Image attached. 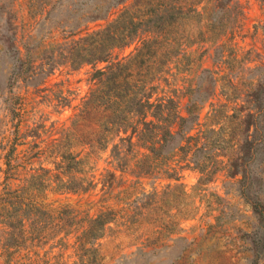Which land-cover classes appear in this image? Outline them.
<instances>
[{
  "label": "rangeland",
  "instance_id": "rangeland-1",
  "mask_svg": "<svg viewBox=\"0 0 264 264\" xmlns=\"http://www.w3.org/2000/svg\"><path fill=\"white\" fill-rule=\"evenodd\" d=\"M144 9L142 0H0V264H254L255 252L262 261L254 206L264 207V0L222 2L218 33H203L190 11L142 64H128L129 80L146 77L149 99L167 102L156 114H183L189 94L200 102L188 165L193 145L152 153L136 135L103 129L107 110L86 100L100 85L95 69L117 68L152 32L113 47L108 60L68 59L73 39ZM6 36L21 57L53 68L11 80L17 59ZM165 120L147 113L135 123ZM64 150L76 160L66 175ZM76 179L87 187H64ZM10 204L16 213L3 217ZM102 211L107 220L91 236Z\"/></svg>",
  "mask_w": 264,
  "mask_h": 264
},
{
  "label": "trees",
  "instance_id": "trees-1",
  "mask_svg": "<svg viewBox=\"0 0 264 264\" xmlns=\"http://www.w3.org/2000/svg\"><path fill=\"white\" fill-rule=\"evenodd\" d=\"M123 0H111L112 3H118ZM145 3V9L141 14H126L125 12L118 14L113 20L109 21L104 27L98 29L90 34L80 37L79 39H73V45L69 50L68 56L70 64L78 65L82 62H96L101 60H108L110 57L111 49L115 46L123 45L138 34V32H152V37L142 38L140 45L136 51L131 55L128 60L119 63L117 68H112L111 64H107L106 67L96 68L95 72L99 74L97 80L100 85L95 86L88 92L86 97L87 101H91L96 106L103 107L107 110L104 114V119L100 122L103 125V129L111 130V132L117 135L119 132L124 133L120 136V139H131L132 135H136V139L142 142L152 153H163L164 151H171L174 147H182L187 142L188 148L193 145L194 148L190 150V153L185 165L190 162H194L193 151L197 144L196 134L190 133L194 124L197 123L198 110L200 102L195 100L191 94L187 96V100L184 107L183 114H177L171 112L166 108V112L161 116L159 112L156 114L154 110L155 106H167V102L152 101L150 96L153 91V84L146 83V77H136L133 80H129L128 64L133 61L142 64L147 57L152 53V43L158 40L157 36L162 32H168L171 26L179 23L183 17H187L189 12L198 15V26L203 28V33H209L223 30L222 22H219L215 17V13L218 8H222L223 4L228 0H219L218 5L210 6V4H204L207 0H142ZM103 9L106 10L110 4L106 2ZM241 12V10H240ZM79 40V41H78ZM159 41V40H158ZM4 50L12 49V56H15L17 63L13 64L10 68L9 77L11 80L15 77H19L22 81H31L35 75H42L53 68L54 62H49L45 68L41 63L33 65L27 54L22 57L18 52V48L14 47L13 41L8 36L4 37ZM34 74V76H33ZM201 99V100H200ZM200 101L203 98H199ZM171 101V100H169ZM150 109V110H147ZM81 113L78 109L74 116ZM150 114L155 118L166 119V124H156V127H144L136 124L137 119H144L146 114ZM165 120V121H166ZM143 123H147L150 120H143ZM101 129V130H103ZM126 131H128L126 133ZM152 138V139H151ZM205 138V135L203 136ZM198 139V138H197ZM148 141V142H145ZM151 141H156V145H151ZM146 143V144H145ZM207 141L200 142V146L205 147ZM115 144H112L111 150L113 151ZM60 155L67 158L66 162H63V167L66 172L71 171V165L76 162L74 154L69 150H64ZM200 170L202 166L197 164ZM63 172V170H62ZM176 175V174H175ZM69 178H74L69 173ZM177 176V175H176ZM77 184L75 186H66L67 189H85L87 186L83 185V181L76 179ZM75 182V183H76ZM10 203H13L10 202ZM20 201H15V204ZM27 204V202H24ZM11 210L4 209L6 214L3 217L11 216L16 213V205L10 204ZM255 205L254 208L258 211V215L262 219L261 225L264 226V207ZM107 212V211H104ZM102 212H98L95 216L90 218L89 235L96 234V229L101 230L103 223L107 220L102 218ZM20 220V219H19ZM18 220V221H19ZM95 227V228H94ZM260 247L264 248V233L260 242ZM259 252H255L254 264H264V257L261 262H258L257 256Z\"/></svg>",
  "mask_w": 264,
  "mask_h": 264
}]
</instances>
